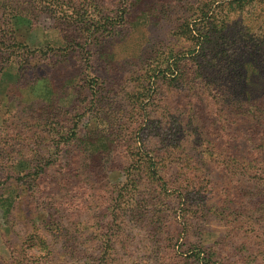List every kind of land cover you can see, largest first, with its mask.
Instances as JSON below:
<instances>
[{"label":"rangeland","instance_id":"obj_1","mask_svg":"<svg viewBox=\"0 0 264 264\" xmlns=\"http://www.w3.org/2000/svg\"><path fill=\"white\" fill-rule=\"evenodd\" d=\"M0 264H264V0H0Z\"/></svg>","mask_w":264,"mask_h":264},{"label":"trees","instance_id":"obj_2","mask_svg":"<svg viewBox=\"0 0 264 264\" xmlns=\"http://www.w3.org/2000/svg\"><path fill=\"white\" fill-rule=\"evenodd\" d=\"M62 15H63V18H64V19H65V18H66V16H67L66 14H62Z\"/></svg>","mask_w":264,"mask_h":264}]
</instances>
